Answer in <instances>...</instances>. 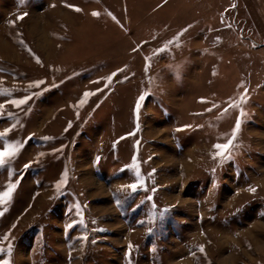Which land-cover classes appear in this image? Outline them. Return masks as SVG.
I'll return each mask as SVG.
<instances>
[{"label":"rangeland","instance_id":"374dc122","mask_svg":"<svg viewBox=\"0 0 264 264\" xmlns=\"http://www.w3.org/2000/svg\"><path fill=\"white\" fill-rule=\"evenodd\" d=\"M249 1L0 0V68L6 69L0 89L13 93L0 96V103L22 98L35 80H46L42 87L50 89L23 106H30L27 114L5 108L23 125L9 133L10 142L35 134L7 169L0 168V191L16 180L10 171L22 176L0 217V238L11 233V264H264V40L258 45L251 36ZM189 25L178 46L154 55ZM118 68L125 72L107 89L83 108L73 107L84 91L104 87L90 81ZM245 91L239 147L220 164L212 159L213 145L226 142L239 114L222 115L223 109ZM145 93L137 120L135 106ZM212 103L220 107L207 112ZM13 123L0 119V132ZM43 136L54 139L42 142ZM62 145V153H53ZM41 152L46 155L25 170ZM134 156L148 190L128 195L129 189H118L135 182L134 168L121 171ZM65 168L69 183L57 197L54 184ZM76 203L87 205V231L79 225L66 231L79 219ZM166 208L153 223L154 213ZM85 232L82 243L77 238Z\"/></svg>","mask_w":264,"mask_h":264},{"label":"snow or ice","instance_id":"6c2138e0","mask_svg":"<svg viewBox=\"0 0 264 264\" xmlns=\"http://www.w3.org/2000/svg\"><path fill=\"white\" fill-rule=\"evenodd\" d=\"M165 2H167V0H165ZM20 3L23 4L24 0H20ZM52 6L55 7V5H52ZM65 6L72 8L76 12L82 11L81 8L74 6V5H71V4H66ZM231 7L235 8L236 5L233 4ZM27 15H28V13L25 12L21 16H18L17 19L22 20ZM91 15L93 17H99L100 13L98 11H93L91 13ZM108 15L111 17V19L113 21H116V23H118V24L120 23V21L117 19V17L115 15H113L111 12H109ZM10 23H12L14 26V22H10ZM191 27H192V25H189L187 28H184L183 30H181V32H179L174 39L169 40L168 43L164 47L158 49L157 53H154V55H156L158 53L166 52L168 50V45L178 46L181 37ZM227 27L231 28L232 25L229 24V25H227ZM20 43L23 44V41H20ZM147 43H148L147 41L144 42V44H147ZM143 46L144 45L142 44V45H139L137 47H133L132 51L138 52L143 48ZM27 51L31 55H33V58L35 59L36 63L40 64L43 67V63L40 60V58L38 56H36L34 53H32V50L30 48L27 49ZM147 59L150 60L151 58H147ZM150 66L151 65L149 64V67ZM2 71H6V69L0 68V72H2ZM53 71H59V69H53ZM123 72H125V68H118L116 71L112 72L107 77H103V78L95 80V81H90L91 83H96V84H99L103 81L104 87L103 88H97L94 91H92V90L84 91L82 93L81 98L77 101V104L74 105L73 107L74 108H83L84 106H86L92 97L97 96L99 93H101L105 89H107L111 85L113 80ZM75 74L76 73H74V75ZM124 79L127 80L128 77L125 76ZM63 82L64 81L62 80L60 83H63ZM0 83H2V81H0ZM44 85H47V81L44 79L32 81L28 84L27 88L24 89V91H26L28 94L24 95L22 98H10V99H7L4 103H0V119H15L16 120V123H13L11 125V127L5 128L4 131L0 132V140L4 141V146L2 148H0V168L7 169L8 166L10 165L11 161H13L16 157H18V155L21 153L22 149L25 147L27 142L29 140H32L34 138V135H35V134H30L23 141L10 142L7 139L9 136V133H11L13 131V129H15L18 124H20V121L18 119V116L15 113L8 112L7 114H5L6 105H12L14 108H16L18 110L25 111L23 106L28 105L29 101H32L34 98H37V97L43 95L44 92L50 90L49 87H42ZM51 87H58V85H56L55 82H53ZM241 87H243V86L241 85ZM31 89H39L40 91H30ZM12 95H13V93L8 91L7 89H0V96L12 97ZM148 95H149L148 93H145V94H142L138 97V100H137V103L135 106L136 114H137V120H139V111L141 109L142 103L145 101V99ZM200 102L201 103H209V101L205 98H201ZM247 102H248V93H247V91H245L240 96V102L239 103L232 101V99L230 98L229 101L227 102V107H225L223 109L222 115L227 114L230 109H239V114L235 120V124H234L232 131H231V135H230V137H228L226 139V142L215 143L213 145V149L215 151L211 154L212 159L217 160L220 164H223L225 161L230 160L233 156L234 149L239 147V145L236 143V141H237L238 135L242 129V118H244L247 115L246 112L244 111V109L241 108V103L247 104ZM97 107H99V104L97 105ZM219 107H220L219 105L212 103V106L210 108L206 109V111L211 112V111H213V109H217ZM30 110H31V108L29 106V108L25 111V114H27V112H29ZM77 116H79L78 112H77ZM20 126H23V125L20 124ZM71 127H72V122L69 121L68 125L64 129V131L68 132V130ZM190 127H191V125H186V126H184V128H178L177 131H184ZM136 131H140L139 124H137ZM135 134H136L135 132L129 133V135H135ZM39 139L42 142H46V141L53 140L54 137L43 136V137H40ZM120 139L123 140V139H125V137H120ZM118 142L119 141L114 142V145H115V143H118ZM139 144H140V141L137 140V142H136L137 147L139 146ZM65 147H66L65 145H62L60 148L53 149V153H57V152L62 153ZM45 155L46 154L43 152L39 153L38 158L35 161H30V162L24 164L23 168L25 170H27V169L32 167L33 163L38 164L39 158L44 157ZM100 159H101V157H99V156L95 157V163L97 165L99 164ZM149 159H151V157H149ZM129 167L135 169V182L128 183L126 185H122L121 188L118 189V192H123L125 189H129L130 192L128 193V195H131V194L138 192L141 189H143L144 191H147L148 189L146 187V182L140 173L139 161L137 160L136 156L133 157L132 164L125 166V169H122L121 171H124ZM154 172H155V169H153V173ZM213 172H215V169H213ZM153 173H150L149 175H152ZM9 175L15 176L16 180H15V182H8L6 189L4 191H0V208H3V210H0V217H3L5 212L7 211V208L3 207V206L9 204L12 201L13 194H14L16 188L18 187L20 179H22V176H20L15 171H10ZM68 183H69V172H68V169L65 168L61 173L60 179L58 181H56L54 184L57 197L62 195V192L67 187ZM151 191L156 192L157 189L155 187H153L151 189ZM250 191L252 193H255L257 191V189L256 188H250ZM146 199L148 201H152L153 197L151 195H149L146 197ZM115 203L117 205H119L121 203L120 199H116ZM84 207H87V205H83V207L81 206L80 203H76L74 205V208L76 210V215L79 217V219L74 220L71 223H68L66 225V231L75 228L77 225L84 227L85 230L87 231L88 226L84 223V219H83V215H84L83 208ZM152 207H153V209H155L157 206L155 205V203H153ZM168 211H169V209L166 208V209L159 211L158 214L154 213L153 218H152V222L153 223L155 222V220L157 219V216L159 218H162L164 216V214ZM92 223L95 224L96 221H92ZM138 223L143 225L145 223V221L140 220V221H138ZM12 227L15 228L16 225L13 224ZM152 230H153L152 228H149L148 232L151 233ZM99 231H104V229H99ZM10 235H11L10 232L5 233L4 236L2 238H0V245H2L4 242H7L6 248L3 246H0V264H11V256L13 254V242L10 240ZM77 239H79L82 243H85L88 241V236L85 232V234H82ZM92 242L95 243V241H92ZM132 249H133V245L130 243L128 245V250H127V255H128L130 261H131V257H132ZM199 251L201 253H204L205 248L203 245L199 246ZM193 255H195V253H193ZM70 258H71V254H70Z\"/></svg>","mask_w":264,"mask_h":264},{"label":"crops","instance_id":"0c3cea01","mask_svg":"<svg viewBox=\"0 0 264 264\" xmlns=\"http://www.w3.org/2000/svg\"><path fill=\"white\" fill-rule=\"evenodd\" d=\"M249 2L254 6L252 7L251 17L253 22L251 36L254 42L260 45L261 41L264 40V1L250 0Z\"/></svg>","mask_w":264,"mask_h":264}]
</instances>
